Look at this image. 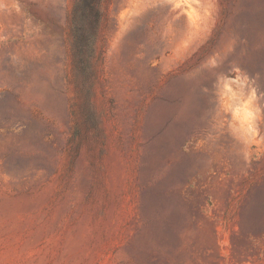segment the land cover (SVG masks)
Returning a JSON list of instances; mask_svg holds the SVG:
<instances>
[{"label":"rangeland","instance_id":"rangeland-1","mask_svg":"<svg viewBox=\"0 0 264 264\" xmlns=\"http://www.w3.org/2000/svg\"><path fill=\"white\" fill-rule=\"evenodd\" d=\"M0 264H264V0H0Z\"/></svg>","mask_w":264,"mask_h":264},{"label":"trees","instance_id":"trees-1","mask_svg":"<svg viewBox=\"0 0 264 264\" xmlns=\"http://www.w3.org/2000/svg\"><path fill=\"white\" fill-rule=\"evenodd\" d=\"M101 0H84V6L93 8L94 6H97L98 3H100ZM97 15H99V11L97 10Z\"/></svg>","mask_w":264,"mask_h":264}]
</instances>
